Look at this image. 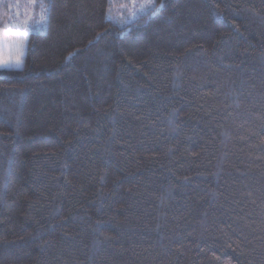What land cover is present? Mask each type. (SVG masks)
Listing matches in <instances>:
<instances>
[{"label":"trees","instance_id":"1","mask_svg":"<svg viewBox=\"0 0 264 264\" xmlns=\"http://www.w3.org/2000/svg\"><path fill=\"white\" fill-rule=\"evenodd\" d=\"M130 1L0 0V264H264V0Z\"/></svg>","mask_w":264,"mask_h":264},{"label":"rangeland","instance_id":"2","mask_svg":"<svg viewBox=\"0 0 264 264\" xmlns=\"http://www.w3.org/2000/svg\"><path fill=\"white\" fill-rule=\"evenodd\" d=\"M152 3L153 0H131L129 4H126L129 18H132L135 11H142ZM24 33L25 28L22 29L17 25L0 29V69L8 67L4 66L7 64L16 67V61L20 57L25 43Z\"/></svg>","mask_w":264,"mask_h":264},{"label":"snow or ice","instance_id":"3","mask_svg":"<svg viewBox=\"0 0 264 264\" xmlns=\"http://www.w3.org/2000/svg\"><path fill=\"white\" fill-rule=\"evenodd\" d=\"M40 8H41V15H40L39 21H37L36 24H38V25H44L47 22L48 6L47 5H44V4H41L40 5ZM34 26L35 25H33L32 27H34ZM17 27H19V25H17ZM29 27L30 26L28 25V23L25 22V33H24L25 36L27 35V31L29 30ZM21 63H22V61L20 59H17L15 66L16 67H19L21 65ZM4 66L11 67L12 65L11 64H7V65H4Z\"/></svg>","mask_w":264,"mask_h":264}]
</instances>
